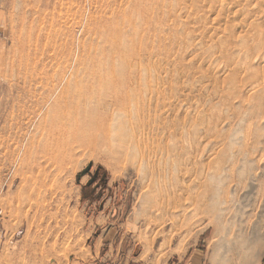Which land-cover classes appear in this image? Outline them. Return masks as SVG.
I'll return each mask as SVG.
<instances>
[{
  "label": "rangeland",
  "instance_id": "rangeland-1",
  "mask_svg": "<svg viewBox=\"0 0 264 264\" xmlns=\"http://www.w3.org/2000/svg\"><path fill=\"white\" fill-rule=\"evenodd\" d=\"M48 74L33 121L22 86ZM263 243L264 0H0V264L234 263Z\"/></svg>",
  "mask_w": 264,
  "mask_h": 264
},
{
  "label": "bare ground",
  "instance_id": "bare-ground-1",
  "mask_svg": "<svg viewBox=\"0 0 264 264\" xmlns=\"http://www.w3.org/2000/svg\"><path fill=\"white\" fill-rule=\"evenodd\" d=\"M80 19H82V17H80ZM50 41H54V34L50 38ZM87 54L89 55V52ZM37 72L39 74H41V75H42V73H47L45 70H39ZM46 76H45L46 77L45 78L46 81H44V82L41 81L39 83L38 89H35V90L30 89L28 91H25V85L22 86V88L24 89L25 94L23 95L24 97H23V102H22L21 107H22L24 112H27L29 110V108H31V110H33L32 111V114H33V118L32 119H33V121L37 119V117L42 113V110L45 107L49 106L50 101H45L44 102V100H46L45 96H44L45 92L46 91L54 92V84H50L48 82V80L51 79L49 77V74L46 75ZM35 77H37V79H38L39 78L38 74H36ZM82 85H84V86L83 87H81V86L77 87L75 90L73 89L74 91L72 92V94H66L65 96H63V99H64L65 103H61L62 105L61 104L58 105V111L60 112V114H58L59 117H60V119H59L60 122H59L58 128H59V130L61 129V132H64V134H71L68 131L67 128L76 129L77 125H73L71 127H67L68 124H70V123L78 124L77 120H74V115L76 113L75 107H70L68 105V103L69 104L74 103L77 100L78 96L85 94L86 90L88 89V87H86V86H88V85H87V83L82 84ZM222 85H221V87H222ZM80 89H83V90H80ZM40 100H43V102H41ZM76 107H79V106L76 105ZM79 110H81V109H79ZM24 116H25V114H24ZM75 119H78V118H75ZM68 122H70V123H68ZM49 129L51 131H54V126H51Z\"/></svg>",
  "mask_w": 264,
  "mask_h": 264
},
{
  "label": "crops",
  "instance_id": "crops-1",
  "mask_svg": "<svg viewBox=\"0 0 264 264\" xmlns=\"http://www.w3.org/2000/svg\"><path fill=\"white\" fill-rule=\"evenodd\" d=\"M251 248L250 253H247L246 256L243 255V252H238L239 258L234 263H211L207 254L203 255L199 251L194 250L185 264H264V243L259 248L257 247V250Z\"/></svg>",
  "mask_w": 264,
  "mask_h": 264
}]
</instances>
